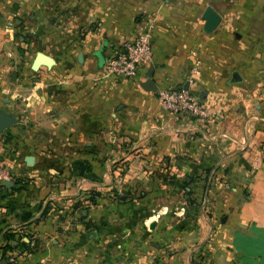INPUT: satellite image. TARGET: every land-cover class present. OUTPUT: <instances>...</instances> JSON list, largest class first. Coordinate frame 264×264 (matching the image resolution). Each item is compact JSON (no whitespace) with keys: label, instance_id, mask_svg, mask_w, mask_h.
<instances>
[{"label":"crops","instance_id":"obj_1","mask_svg":"<svg viewBox=\"0 0 264 264\" xmlns=\"http://www.w3.org/2000/svg\"><path fill=\"white\" fill-rule=\"evenodd\" d=\"M24 1L30 30L60 52L45 51L56 72L18 75L13 96L27 85L31 115L0 131V168L11 174L0 177V264H264V8ZM209 5L222 21L206 33ZM150 21L149 64L103 77L99 51L108 58ZM193 48L201 71L190 75ZM151 64L158 90L189 83L214 116L166 110L143 87ZM11 101L2 89L0 110ZM202 196L208 216L196 212ZM179 209L193 215L170 212Z\"/></svg>","mask_w":264,"mask_h":264},{"label":"rangeland","instance_id":"obj_2","mask_svg":"<svg viewBox=\"0 0 264 264\" xmlns=\"http://www.w3.org/2000/svg\"><path fill=\"white\" fill-rule=\"evenodd\" d=\"M25 2L27 1L0 0V91H2V89H5V93L8 95V98L10 100H13L10 102V104L12 105V103L14 102V108H9L10 110L1 109L0 111L7 110L9 111L7 113H10L15 117H19L22 120H28V116L31 114L28 107L29 97L27 85L23 86L25 87V90L20 89L21 93L24 94L23 96H13V94H15V85L18 79V75L25 74L29 77L33 75V79L31 80L36 81L37 78H41L43 73L53 71L52 68H54V72H56V68L51 66V63L43 62V58H48L50 56L45 51H49L51 53L53 51L57 53L60 52V50L53 49V46L49 45L55 43L54 38L46 37L42 30H40L38 33H33L30 30V23H32V20L28 18L29 9L27 7L28 4H25ZM237 2H242L244 4L243 8H264V0H227V2H222L221 7L224 6V8H226L225 10L234 9L237 6L235 5ZM248 3H250L251 5H249ZM23 6H25L28 10L25 7L23 8ZM19 8H22L26 12L21 11ZM228 19L232 18H227V23L229 24ZM243 19L245 20V22H247L250 18L244 17ZM39 45H44V50H39L37 48L39 47ZM193 49L195 50L193 55L195 56V58H198L200 56V52L196 48ZM199 63L200 58L197 59V63L195 64V66H192L190 68V75L198 73L200 74L201 69L199 67ZM14 72L17 73V77L15 79H13ZM103 73L104 72H101V75ZM1 81H3L2 84ZM30 121H32V119ZM115 193L119 196V200H121V193L119 194L118 191H116ZM186 194L187 193L183 194L182 196L185 197L187 196ZM87 195V199L91 200V192L87 193ZM111 195L113 196L115 194ZM123 199H126V197ZM187 199L189 201H194V197L192 196V194H189ZM204 200L206 201V198L202 196V199L200 200L201 202L197 204L198 209L196 208V212L198 213V211H201L202 214L208 216L213 210H210L208 208V202L204 203ZM170 212H172L173 215L174 213H177L178 215L183 214L186 216L193 215V210L191 209H186L185 213H183L182 209L171 210Z\"/></svg>","mask_w":264,"mask_h":264},{"label":"built area","instance_id":"obj_3","mask_svg":"<svg viewBox=\"0 0 264 264\" xmlns=\"http://www.w3.org/2000/svg\"><path fill=\"white\" fill-rule=\"evenodd\" d=\"M154 23H147L132 40L126 41L122 47L115 48L104 65L103 77L133 78L149 64L152 58V31ZM161 105L168 111L188 114L193 117L209 118V112L200 98L185 88H163L157 91ZM10 172L0 168V177H10ZM14 261V257H10Z\"/></svg>","mask_w":264,"mask_h":264},{"label":"water","instance_id":"obj_4","mask_svg":"<svg viewBox=\"0 0 264 264\" xmlns=\"http://www.w3.org/2000/svg\"><path fill=\"white\" fill-rule=\"evenodd\" d=\"M203 19L205 20V24L203 28L204 32L211 33L220 25L222 21V16L213 6L209 5L204 11ZM106 59L107 58L105 56V51L101 49L99 51V61L101 66H104V64L106 63ZM155 67H156L155 64L150 65L148 72L146 73L147 80L145 83H143L144 88L152 91L158 90V86L154 80ZM16 77H17V73L14 72L13 79H15ZM234 78L235 80L238 78L237 74H235ZM183 88L189 89V83H186ZM16 122H18V120L17 118H15V116L8 114L6 111L0 112V131L5 130L6 128H8L9 126H11ZM2 183L8 189L12 185H14L15 182L13 180L5 179L2 181Z\"/></svg>","mask_w":264,"mask_h":264},{"label":"trees","instance_id":"obj_5","mask_svg":"<svg viewBox=\"0 0 264 264\" xmlns=\"http://www.w3.org/2000/svg\"><path fill=\"white\" fill-rule=\"evenodd\" d=\"M80 169H82V172L83 173H85V174H88L89 173V170H88V168H86V167H80ZM19 187H23V184H19Z\"/></svg>","mask_w":264,"mask_h":264},{"label":"bare ground","instance_id":"obj_6","mask_svg":"<svg viewBox=\"0 0 264 264\" xmlns=\"http://www.w3.org/2000/svg\"><path fill=\"white\" fill-rule=\"evenodd\" d=\"M43 62L51 63L52 62V59L51 58L44 57L43 58Z\"/></svg>","mask_w":264,"mask_h":264}]
</instances>
